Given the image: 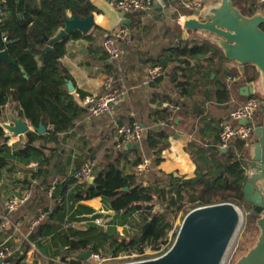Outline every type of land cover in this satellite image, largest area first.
<instances>
[{
	"label": "trees",
	"instance_id": "obj_1",
	"mask_svg": "<svg viewBox=\"0 0 264 264\" xmlns=\"http://www.w3.org/2000/svg\"><path fill=\"white\" fill-rule=\"evenodd\" d=\"M1 1H3L0 4L3 14L0 30L6 38L5 50L9 58L17 61L18 64L0 62V107L13 100L20 105L22 115L32 126L38 127L42 123L47 129L44 134H39L36 130L27 132L25 145L13 152L7 144L9 137L0 128V168L7 166L11 160L23 164L38 163V168L33 174L36 182L30 179L24 181L28 188L33 189L32 202L40 208L36 217L44 211V207L54 205L48 213L45 212V219L30 230L29 236L32 240L39 241L49 237L53 247L52 256H61L62 261H70L72 264H83L85 259L79 254L87 250L104 253L106 257L119 256L123 253H139L144 257L145 250L151 248L158 251L161 256L173 245L168 246V235L172 229L173 218L184 205L189 204L191 211L201 206L232 202L240 206L245 204L250 217H253V214L260 215L255 209L256 204L246 199L244 191L248 179V165L245 159L250 154V145L247 141L235 139L225 153L222 152V148L217 147L216 153L220 155H214L210 163L201 155L198 159L196 175L192 178H184L174 174L165 175L156 167V164L162 160L164 149L169 145L168 135L157 131L145 132L140 148L135 150L134 160L135 170L143 157L152 160V169L147 184H144L143 181L138 180L136 172L124 171L120 160L125 145H119L114 139L116 126L131 124L134 122L132 118L123 121L118 119L116 126L112 128L114 143L102 155V158H108L110 161L97 172L95 180L80 182L76 173L82 169L87 159L95 158V151L87 153V147L83 148L74 165H71V157L68 156L63 160L56 145L60 143L62 134H66V137L73 136L76 123L84 114L89 115L91 119L96 117H93L86 107L81 106L74 94L69 93L67 89V81L72 80V75L62 64L61 58L67 52L70 36L56 42L52 51L45 49L49 40L63 27L62 19L67 10H71L72 15L85 18L95 11V6L90 0ZM164 1L167 6L177 5L176 11L169 15L171 19L177 20L180 13L188 12L183 7L182 0ZM233 2L246 16H252L261 9L257 0H233ZM153 11L158 12V18L166 16L161 8H154ZM144 16L143 12L127 14L130 20L127 25L130 35L129 39L118 42L122 53L117 60L110 61L103 50L102 58L104 61L106 59L105 64L108 69L107 78H113L114 87L123 90L126 76L131 69L144 62L148 67L161 66L164 72L169 71L172 82L176 83L181 93H187L186 83L180 80L178 71L184 72L194 58L198 59L209 54L206 57L208 65L219 61H230L211 39L198 37L183 41L179 30L168 31L166 42L163 40L161 45L156 44L157 50L153 53L148 52L150 56H143L145 42L155 40L149 34L144 36L149 31ZM80 36L78 32L71 35L72 38ZM86 38L95 40L93 34L87 35ZM244 66L247 69V77L244 80L257 82L260 74L256 68L252 65ZM212 72L216 73L213 70ZM221 74L227 78L234 73L223 70ZM149 75L150 71L147 76ZM162 77L164 75L156 79ZM208 77L216 84L220 95L228 94L225 79L219 78L218 75L214 79H211L210 75ZM78 94L81 98L88 95L84 91H78ZM260 94V100L264 101V94ZM252 95L258 96V93ZM166 100L179 104L178 101L170 98ZM118 101L122 103L123 96H120ZM155 113L161 115V119L167 122L170 117L175 118L180 115L165 107L157 109ZM50 144L55 146H49ZM113 156L114 159L111 160ZM125 187L128 188L127 191L123 190ZM50 189L52 193L50 198H47ZM69 197H73L76 201L101 197L107 209L114 213L112 219L115 227L104 228L94 223L85 228L65 227L72 209L71 220L77 219L76 216L80 214L93 213V209L84 204L78 205L77 208L69 206ZM134 213H139L138 221H134L141 222V232L132 237H122L116 225L133 223ZM147 224L149 226L146 228ZM72 255L73 259H71Z\"/></svg>",
	"mask_w": 264,
	"mask_h": 264
},
{
	"label": "crops",
	"instance_id": "obj_2",
	"mask_svg": "<svg viewBox=\"0 0 264 264\" xmlns=\"http://www.w3.org/2000/svg\"><path fill=\"white\" fill-rule=\"evenodd\" d=\"M95 6L94 27L88 33L95 36V40H88L86 36L72 38L70 36L67 42V52L61 58L62 64L69 70L72 75V81L75 85L76 101L80 104L81 98L78 91H84L88 95H98L104 90V83L107 79L106 59L102 48V43L113 30L125 26L124 21L129 20L127 15L116 9L117 0H90ZM209 1H207V5ZM206 5V7H207ZM155 8H161L156 6ZM164 18H158V12L151 11L144 13V19H147L146 25L149 26L148 34L153 36L155 40H147L144 47L143 56H150L148 52H156L155 45H161L166 39L168 31H181V40L189 41L196 38L209 39L208 35L199 31H188L178 23L177 20L169 17L170 13H174L177 5L167 6ZM66 15L72 16L71 10L66 11ZM130 23V20H129ZM174 26H177L175 29ZM62 28V27H61ZM96 29V30H95ZM172 36V33H171ZM4 37V36H3ZM169 37V36H168ZM148 39V38H147ZM151 54V53H150ZM209 55V54H208ZM194 58L192 64L185 68L184 72L178 71L180 80L186 83L187 93H181L176 83L172 82L170 72H164L156 80L150 81L148 73L152 68L144 62L131 69L126 76L125 88H123V102H116L112 110L95 119H91L89 115L84 114L76 123L73 136L66 137L61 135V141L56 147L62 154L63 160L71 157V165H74L75 159L83 148L87 147L86 152L95 151V168L93 177L96 178L97 172L106 165L110 159L102 158L105 150L114 143L111 130L117 124L118 119L121 121L132 118L134 121H140L145 128V132H164L168 135L169 145L162 153V160L156 164L158 170L165 175L174 174L177 177L192 178L197 173L198 159L203 155L204 159L210 163L219 147L220 124L225 120H229L230 112L248 100L250 95H245L244 87H254V93H263L260 87V77L257 82L245 81L247 77L245 66L234 61H219L208 65L206 57ZM108 62V60H107ZM135 62V61H134ZM232 71L227 78L221 74L223 70ZM216 71L215 72H212ZM222 70V71H221ZM221 71V72H220ZM176 72V71H175ZM218 73V74H217ZM217 75L221 79H225L227 83L228 94L220 95L216 84L210 81ZM234 75V76H231ZM159 76V77H160ZM146 77V78H145ZM236 78L234 79H230ZM252 95V94H251ZM222 96V97H220ZM178 101L175 104L166 99ZM165 99V100H164ZM247 99V100H246ZM81 105V104H80ZM82 106V105H81ZM168 108L174 113H180L177 117H170L169 121L161 119V115L155 113L157 109ZM14 118H22L31 127V123L22 115L20 105L11 100L4 106L0 107V128H2L9 137L7 144L14 152L23 147L26 142V134L15 136L6 128L5 124L13 122ZM260 115L256 116L258 120ZM174 121V123H172ZM32 130H34L32 128ZM176 133H182L189 136L187 142L175 138ZM111 143V145H110ZM140 145V144H139ZM49 146H55L50 144ZM116 148H118L116 146ZM135 150L124 146L120 165L126 173L135 172L134 160ZM227 149H222L226 152ZM114 159V156L111 160ZM29 164H23L16 160H11L4 168H0V213H6V203L8 199L20 196L25 191L31 192L30 201L18 211L12 213L15 220L22 219L24 222L23 232L27 238L20 234L14 233L12 229L0 228V245H4L15 249V255L12 264H58L61 256H52L53 247L49 237L39 241L32 240L29 236V221L36 217L40 208L33 201V189L28 188L24 183L26 179H34V171L38 168H32ZM38 165V163H36ZM148 179V178H147ZM166 183V182H165ZM167 186V184H165ZM47 198H50L49 192ZM69 206L77 208L78 205L84 204L93 209V213H84L77 215V219L71 220L73 217V209L69 212V220L76 222V227L85 228L89 224L94 223V218H104L107 220V227L113 225V219L110 210L107 209L101 197H95L89 200L76 201L73 197L68 198ZM54 205L44 207V212L48 213L53 209ZM102 214V216H95ZM73 219V218H72ZM139 219V213L132 215V220ZM95 224V223H94ZM127 229H126V228ZM117 231L122 234V230H129L128 224L116 225ZM35 243L32 247L30 242ZM73 256V255H72ZM87 260V259H85Z\"/></svg>",
	"mask_w": 264,
	"mask_h": 264
},
{
	"label": "water",
	"instance_id": "obj_3",
	"mask_svg": "<svg viewBox=\"0 0 264 264\" xmlns=\"http://www.w3.org/2000/svg\"><path fill=\"white\" fill-rule=\"evenodd\" d=\"M209 1V0H207ZM200 18H189L184 23L188 31H199L208 35L223 52L228 60L240 65H252L260 74V87L264 93V13L257 11L252 16L244 15L234 4L233 0H217L208 4L200 13ZM63 27L49 40L46 51H52L53 45L74 33L83 36L94 27V15L85 18L77 15H65L62 19ZM129 24V20L124 21ZM6 42L0 30V62L17 65V61L9 58L5 50ZM69 93L76 88L72 80L67 81ZM245 95H251L255 89L252 86L244 87ZM264 103L259 111L260 118L248 120L255 124V141L250 147V154L245 162L248 165V179L244 191L246 199L255 203V209L260 212L257 225L260 235L253 248L243 255L236 264H264ZM241 124L246 120L242 119ZM5 128L13 135H24L32 128L39 134L47 132L41 123L38 127H31L22 118H14ZM175 138L187 142L189 136L176 133ZM127 148L138 149V143H128ZM37 168L36 163H31ZM95 178L91 179L93 182ZM127 191L128 188H123ZM239 208L231 203H218L197 207L185 217L179 228L177 237L171 248L157 259L132 264H223L233 238L241 223ZM252 213V212H251ZM114 215L113 212H110ZM149 224L146 225V228ZM92 251L87 250L79 254L84 259L91 257Z\"/></svg>",
	"mask_w": 264,
	"mask_h": 264
},
{
	"label": "built area",
	"instance_id": "obj_4",
	"mask_svg": "<svg viewBox=\"0 0 264 264\" xmlns=\"http://www.w3.org/2000/svg\"><path fill=\"white\" fill-rule=\"evenodd\" d=\"M261 6L260 11L264 13V0H257ZM3 1L0 0V4ZM183 7L188 12H182L179 15L178 23L184 27V23L189 18H200V15H196V12H202L207 5V0H182ZM116 9L121 13L127 15L135 12L149 13L154 10L156 6H160L165 9L167 4L164 0H117L115 3ZM5 8V6H4ZM3 9L0 7V23L2 21ZM129 29L125 26H121L113 30L103 41V50L108 56L110 61L117 60L122 51L119 48L118 42L122 39H129ZM6 41V38L3 37ZM162 73L161 66H154L150 69L149 80L153 81L159 77ZM230 79L236 80V78L230 77ZM124 91L113 86V78L108 77L104 83V90L98 95H87L83 98L80 104L87 108L88 112L93 117H102L109 113L113 105L117 102L120 96H123ZM254 94V93H253ZM261 108L260 100L252 95L247 101L236 107L230 112L229 120H225L220 124L219 132V147L222 149H229L235 139L245 140L249 143L250 147L255 141V124L249 123L248 120L256 119ZM242 119L246 120L245 124H241ZM145 134L144 126L134 121L131 124H120L116 126L115 141L118 144L126 145L128 143L140 144ZM95 160L89 158L86 160L82 169L76 173V177L80 182L91 181L93 178ZM152 169V160L148 157H143L139 165L136 167V175L139 181H143L147 184V178ZM52 190H49V196H51ZM31 192L25 191L20 196H15L8 199L6 203V213H0V228L12 229L14 233L20 234L27 238L23 232L24 222L22 219L12 218V213L18 211L25 206L31 199ZM46 213L42 211L37 217L29 221V228L33 230L39 225V223L45 219ZM95 224L106 228L108 223L104 218H94L92 220ZM76 226V222L68 221L65 227ZM32 247H35V243L29 241ZM15 249L0 245V264H12V260L15 255ZM132 256L123 257H105L103 253L92 252L91 257L83 264H132L137 262H143L147 260H153L156 258H142L140 255L136 257L139 259H131L118 261V259L131 258ZM74 257L72 256L71 259ZM115 260V261H114ZM58 264H72L70 261H58Z\"/></svg>",
	"mask_w": 264,
	"mask_h": 264
},
{
	"label": "rangeland",
	"instance_id": "obj_5",
	"mask_svg": "<svg viewBox=\"0 0 264 264\" xmlns=\"http://www.w3.org/2000/svg\"><path fill=\"white\" fill-rule=\"evenodd\" d=\"M216 2H217V0H209V4H214ZM174 28L176 29L177 26H174ZM256 97L260 100L261 94L258 93V96H256ZM260 102L264 103V101H261V100H260ZM110 145H111V143H110ZM233 204H235L241 212V223H240L239 228L237 229V232L233 238V241L230 245V248L227 252V255L225 257L223 264H236L237 261L243 255H245L251 248L254 247V245L256 244L258 237L260 235V229L257 225V220L260 217V215L259 214H253V217H250L249 213L247 212V206L245 204L242 206L237 205L236 203H233ZM189 209H190L189 204L184 205L183 208L181 209V211H179L175 215V217L173 218L172 229L169 232L168 240H167V244L169 247L175 242L179 228L182 225L186 215L190 212ZM140 223H135L134 220H133V223L130 222L128 224V226H129L128 232L126 230L127 228L125 227L126 229L124 231L122 230L121 236L122 237L123 236L132 237V236L138 235L142 230V225H140ZM163 249H164V247H163ZM143 254L146 256H144L142 258H156L159 256L160 253H158V251L153 250L151 248H147L145 250V253H143ZM137 255H140V254L139 253H132V254L123 253V254H120L119 256H108V257L132 256L131 258L118 259V261H124V260H131V259H139L136 257Z\"/></svg>",
	"mask_w": 264,
	"mask_h": 264
},
{
	"label": "bare ground",
	"instance_id": "obj_6",
	"mask_svg": "<svg viewBox=\"0 0 264 264\" xmlns=\"http://www.w3.org/2000/svg\"><path fill=\"white\" fill-rule=\"evenodd\" d=\"M240 212V211H239ZM240 216H241V212H240Z\"/></svg>",
	"mask_w": 264,
	"mask_h": 264
}]
</instances>
